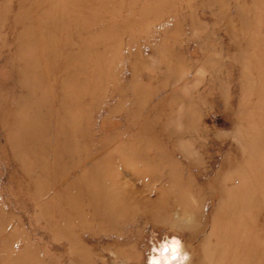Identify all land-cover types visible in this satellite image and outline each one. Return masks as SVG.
I'll list each match as a JSON object with an SVG mask.
<instances>
[{"label":"rangeland","instance_id":"374dc122","mask_svg":"<svg viewBox=\"0 0 264 264\" xmlns=\"http://www.w3.org/2000/svg\"><path fill=\"white\" fill-rule=\"evenodd\" d=\"M169 242L264 264V0H0V264Z\"/></svg>","mask_w":264,"mask_h":264},{"label":"bare ground","instance_id":"6f19581e","mask_svg":"<svg viewBox=\"0 0 264 264\" xmlns=\"http://www.w3.org/2000/svg\"><path fill=\"white\" fill-rule=\"evenodd\" d=\"M161 210V209H160ZM152 216H147L146 219H151ZM188 216H181L177 214L176 219L167 218L166 224H169L173 227H178L182 229H190L193 228L194 224L192 221L187 219ZM176 240V239H175ZM155 254H152L147 259V264H161L164 262L165 264H184L185 263V251L179 247V245L175 242H169L166 245H162L159 247L157 251L155 249ZM188 256V255H187ZM163 264V263H162Z\"/></svg>","mask_w":264,"mask_h":264}]
</instances>
